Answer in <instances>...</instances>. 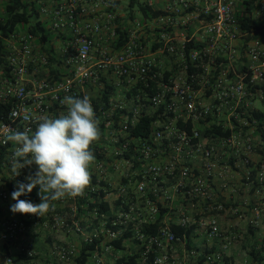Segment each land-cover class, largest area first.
<instances>
[{
  "label": "built area",
  "instance_id": "2783aa9c",
  "mask_svg": "<svg viewBox=\"0 0 264 264\" xmlns=\"http://www.w3.org/2000/svg\"><path fill=\"white\" fill-rule=\"evenodd\" d=\"M143 1L161 15L149 20L123 15L117 0H24L37 8L53 36L55 65L65 72L49 79L50 56L30 33L4 39L0 205L15 203L10 185L15 190L27 184L38 170L33 164L15 174L16 145L3 142L7 129L34 132L43 118L67 113L65 96L83 98L90 88L101 135L91 145V183L82 196L53 201L54 210L43 217L6 214L0 206V264H32L41 231L83 237L94 246L85 264H105V257L116 263L122 250L113 243L130 227L138 242L129 243L138 251L128 254L139 253V264H237L227 250L240 238L225 236L216 215L243 217L248 211L242 208L252 206L250 225L257 228L264 220V158L252 160L264 146V37L242 29L245 0ZM252 7L264 34V0ZM125 28L128 40L118 46ZM143 116L156 119L150 139L129 138V128ZM237 162L248 168L243 207L227 208L216 193V179L223 188L236 186ZM97 198L109 213L94 205ZM163 209L167 213L159 221ZM148 224H158L156 235L142 234ZM172 225L194 227L191 241L203 232L208 240H221V248L201 252ZM253 251L263 256L253 264H264V238ZM50 254L60 264L77 255L61 243Z\"/></svg>",
  "mask_w": 264,
  "mask_h": 264
},
{
  "label": "clouds",
  "instance_id": "9594fccd",
  "mask_svg": "<svg viewBox=\"0 0 264 264\" xmlns=\"http://www.w3.org/2000/svg\"><path fill=\"white\" fill-rule=\"evenodd\" d=\"M62 103L68 106L66 114L58 118H43L33 132L7 129L3 142L16 145L13 152V171L37 166L35 175L28 176L27 184L19 183L13 191L10 206L13 213L43 217L54 210L52 201L64 197L82 196L91 183L90 165L95 160L91 145L100 138L99 121L90 98L65 96ZM23 161L22 163L20 161ZM39 186V204L22 200ZM11 264V260L5 261Z\"/></svg>",
  "mask_w": 264,
  "mask_h": 264
},
{
  "label": "trees",
  "instance_id": "16d2710c",
  "mask_svg": "<svg viewBox=\"0 0 264 264\" xmlns=\"http://www.w3.org/2000/svg\"><path fill=\"white\" fill-rule=\"evenodd\" d=\"M258 2V0H245L244 1V10L239 14V19L241 21L242 29L248 32H255L254 38H263L264 34L260 32L261 25L260 21L254 20V9L252 5ZM122 0H117L116 5H120ZM128 12L132 18L142 16L143 19H155L161 12L158 10H154L147 5L143 0H129L128 2ZM19 27H22V30H19ZM28 32L33 35L37 39V43L41 46V48L48 53L51 59V65L49 66L50 75L49 79H58L65 72L64 69L58 68L55 65L56 61V53L53 45L51 44L53 40V36L46 30V26L39 19V13L35 6H29L24 2V0H5L4 3V14L0 18V65L4 64V48L3 41L4 39L10 37L14 32ZM121 36L118 41V46H123L126 44L128 38H126L127 32L126 28L124 31H121ZM61 79V78H59ZM108 92L104 93V98L107 100ZM117 119H119V114L117 115ZM156 119L151 116H143L139 119L138 123L129 128V138L137 139L140 141H148L152 135L154 123ZM252 178L256 179V171L253 172ZM256 181V180H255ZM12 191L17 190L15 187L10 185ZM103 194H101V198H103ZM22 200H30L32 203H40V198L37 194H29L26 196L20 197ZM81 199V198H80ZM95 206L99 207L100 212L109 213L108 204L104 202V200L97 198ZM53 202V201H52ZM51 202V203H52ZM81 202V201H80ZM82 203V202H81ZM166 210H161L159 215V221L166 215ZM110 218H114V216H110ZM172 229L176 233L178 237H186L188 241V245L191 246L190 237L194 231V227L186 230L179 225H172ZM159 226L158 224H148L142 228V234L144 235H156L158 233ZM253 232V230H251ZM134 242L137 243V239L135 238V234L130 227V230L124 232L117 240L114 241L113 245L117 248V250H124L125 243ZM93 245H87L82 251L81 257L78 259V264H85L88 260L89 254L88 251L93 249ZM251 256L254 262H262L263 256L260 252L255 253L253 250L251 251ZM139 253L132 254H122L117 258V264H139Z\"/></svg>",
  "mask_w": 264,
  "mask_h": 264
},
{
  "label": "crops",
  "instance_id": "0c3cea01",
  "mask_svg": "<svg viewBox=\"0 0 264 264\" xmlns=\"http://www.w3.org/2000/svg\"><path fill=\"white\" fill-rule=\"evenodd\" d=\"M47 72V71H45ZM85 93L86 95L91 96L92 93V89L90 88H86L85 89ZM264 145V144H263ZM264 158V146H258L257 150L255 151V153L252 155V160L254 162H258L260 160H262ZM247 166H245L244 164H242L241 162H237L236 166H235V178L237 181V185L233 186V185H229L227 188H223L222 187V183L220 180L216 179V193L219 196L220 200L222 202H224L226 204V207H236V206H241L243 207V202H242V198L245 195L244 194V190H246V188L244 187L245 184V176L247 173ZM167 187L170 189L171 192L174 191V184L173 182H168ZM243 187V190H242ZM17 189V186H16ZM18 190V189H17ZM241 190L243 193H241ZM39 192V189L33 191L31 194L35 193L37 194ZM252 197V196H251ZM179 198V196H178ZM253 199H255L253 197ZM257 200V199H255ZM253 203V202H252ZM34 204H39V203H34ZM2 207V209L5 210L6 214H13V212H11L10 207L7 206L6 204H1L0 205ZM67 209V208H66ZM242 209H245L247 212L246 216L244 215L243 217H238L237 219H227L228 215H216L221 230L223 231L225 236H230V235H238L240 238V241H236L234 242L230 248L227 250V254L232 256L233 258H235V254L236 252H238V256L241 257L242 255L239 254V251L237 249L238 245H243L244 240H245V236L240 234V230L243 228H246L247 224L250 225V219L252 218V206H249L248 208L243 207ZM57 212L60 213H64V208L61 206L57 207ZM173 218V217H172ZM170 221H172L173 223L177 221L176 219H171ZM251 226V225H250ZM263 225L260 224V226H257V228L262 229L263 230ZM242 231V230H241ZM254 231H258L257 229H255ZM199 233V232H198ZM199 238H202V241L204 244H206L208 247H211L212 250H218L221 248V240H208L205 236V234H203V232H201V234ZM196 234V237L198 236ZM260 237V236H259ZM259 241V243H261L262 238H258V236H255V240L254 242L257 243V241ZM84 238L77 236L73 233H67V232H62L60 234V236L56 237L52 232L50 231H41L40 235L35 236V240H34V247L36 248V250L39 253V257L33 261L32 264H60L58 263L57 260H53L51 259V250L54 246L55 243H61L62 245H66L68 247H72L76 250V257L74 258V260L70 263V264H78V259L81 257L82 251L84 250V248L87 246L85 245V243L83 242ZM198 242V238H194L191 241V243H197ZM257 245V244H256ZM126 249L120 251L119 255L122 254H128L131 251H138V247L133 245L132 243L129 244H125ZM205 250L207 249L206 245H204ZM176 252L178 251V253L181 252V249L179 247H176ZM207 251V250H206ZM175 252V254H177ZM88 254L90 255V253L88 252ZM245 254V253H243ZM90 259V256L88 257V260ZM240 259V258H238ZM87 260V261H88ZM104 263L105 264H116L114 261L110 260V258H104ZM237 264H242L241 262H237Z\"/></svg>",
  "mask_w": 264,
  "mask_h": 264
},
{
  "label": "rangeland",
  "instance_id": "374dc122",
  "mask_svg": "<svg viewBox=\"0 0 264 264\" xmlns=\"http://www.w3.org/2000/svg\"><path fill=\"white\" fill-rule=\"evenodd\" d=\"M4 3H5V0H0V16L3 15L4 13ZM127 3H128V0H122V5H121V14L125 15V13L127 12ZM124 19V17H121V22H123L122 20ZM23 28L22 27H19V30H22ZM29 195V194H27ZM22 196H26V195H22ZM21 196V197H22ZM16 203V201H15ZM15 203H12V204H8V205H13ZM228 217L227 219H237L238 217L236 215H233V214H227ZM261 224L264 226V220L261 222ZM255 229H257L258 231H254ZM242 230V231H241ZM240 230V234L244 235L245 236V240H244V243L243 245H238L237 249L239 251V254H241L242 256L239 257L238 256V252H236L235 254V259H237V262H241L242 264H253L254 261L252 259V256H251V251L255 248V246H257L259 244V241H257V243L254 242L255 240V236H258V238H264V227H263V230L262 229H259V228H254L250 225L247 224L246 228H242ZM253 230V232L251 231ZM260 236V237H259ZM200 235H198L196 238H198V244H196L197 246V250H200L201 252L204 251L205 247L204 245H206L207 248L208 245H207V242L206 244L203 243L202 241V238H199ZM257 244V245H256ZM245 253V254H243ZM240 258V259H238Z\"/></svg>",
  "mask_w": 264,
  "mask_h": 264
}]
</instances>
